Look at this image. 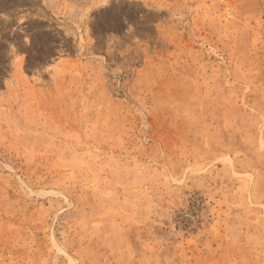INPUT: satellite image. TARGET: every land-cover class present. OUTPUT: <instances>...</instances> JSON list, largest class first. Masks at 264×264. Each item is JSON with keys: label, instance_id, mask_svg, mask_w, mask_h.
<instances>
[{"label": "rangeland", "instance_id": "rangeland-1", "mask_svg": "<svg viewBox=\"0 0 264 264\" xmlns=\"http://www.w3.org/2000/svg\"><path fill=\"white\" fill-rule=\"evenodd\" d=\"M0 264H264V0H0Z\"/></svg>", "mask_w": 264, "mask_h": 264}]
</instances>
